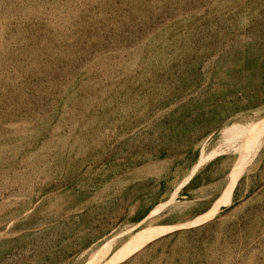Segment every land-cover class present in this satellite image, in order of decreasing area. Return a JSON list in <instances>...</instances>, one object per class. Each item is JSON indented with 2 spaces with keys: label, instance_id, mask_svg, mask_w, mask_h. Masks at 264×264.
Listing matches in <instances>:
<instances>
[{
  "label": "rangeland",
  "instance_id": "obj_1",
  "mask_svg": "<svg viewBox=\"0 0 264 264\" xmlns=\"http://www.w3.org/2000/svg\"><path fill=\"white\" fill-rule=\"evenodd\" d=\"M0 264H264V0H0Z\"/></svg>",
  "mask_w": 264,
  "mask_h": 264
}]
</instances>
